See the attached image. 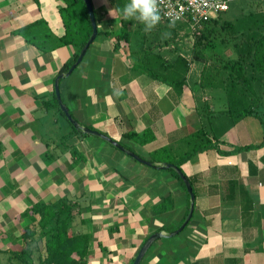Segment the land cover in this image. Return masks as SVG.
I'll return each instance as SVG.
<instances>
[{
    "label": "crops",
    "instance_id": "obj_1",
    "mask_svg": "<svg viewBox=\"0 0 264 264\" xmlns=\"http://www.w3.org/2000/svg\"><path fill=\"white\" fill-rule=\"evenodd\" d=\"M110 1L92 0L98 36L72 74L62 78V98L82 125L107 133L147 160L152 151L171 143L180 152L184 145L179 130L189 134L205 127L199 106L207 103L214 112L217 106L201 86V74L193 81L194 62L177 103L169 84L135 68L148 46L160 54L153 55V62L161 54L170 61L181 55L173 44L175 35L163 29L162 19L148 32L135 19H128L125 27L121 14L129 0H120L119 9ZM60 5L65 2L0 0V177L13 190H25L20 175L42 176L38 189L28 185L29 192L46 193L38 200L67 197L81 204L78 230L94 235L89 264H132L150 235L182 223L189 193L167 169L142 163L90 134L69 137L68 144L76 145L87 159L72 164L71 153L61 144L72 127L56 108L47 110L44 101L56 93L55 79L76 47L43 53L19 33L43 16L55 34H62ZM122 30L129 35L120 39ZM161 33L168 37L161 39ZM224 115L215 114L209 128L220 149L230 153L209 149L183 164L187 175L201 176L196 180L193 219L180 233L155 241L141 264H264V145L232 152L262 142L264 124L248 116L234 123ZM147 128L156 136L147 144L124 135ZM173 135L177 138L171 140ZM169 195L170 210L156 213L155 207ZM31 201L27 208L36 199Z\"/></svg>",
    "mask_w": 264,
    "mask_h": 264
},
{
    "label": "trees",
    "instance_id": "obj_2",
    "mask_svg": "<svg viewBox=\"0 0 264 264\" xmlns=\"http://www.w3.org/2000/svg\"><path fill=\"white\" fill-rule=\"evenodd\" d=\"M62 1L65 2V5L58 7L63 25L62 34H55L49 27L47 19L43 16L38 17L19 30V33L28 42L43 53L52 52L68 45L76 47L74 56L60 68L59 74L68 71L77 61L83 46L87 43L93 31L84 0ZM119 2L120 0L110 1L111 5L117 9L120 7ZM222 14L214 19V26L196 27L194 50L190 59L179 55L176 59L170 61L161 54L158 61L153 62V55L160 54H154V47L148 46L146 57L140 64L135 65V68L147 72L151 78L157 81L169 84L171 86V97L177 103L180 101L184 86L187 83L191 63L201 61L203 63L201 86L204 88L222 86L226 90L227 108L222 113L228 115L234 123L252 115L260 117L264 124V117L261 113L262 101L255 86L256 82H260L264 86V15L238 22L228 19L221 21ZM127 20L122 16V23L125 27L128 24ZM107 34L112 35L113 32ZM125 35L128 36L129 34L123 30L117 34L120 39ZM228 49L231 50V54L226 53ZM44 107L47 110L56 108L68 120L61 109L56 93H54L52 99L44 101ZM198 109L204 124L207 117L210 123V118L216 114L209 108L207 103L201 104ZM71 113L75 117L72 111ZM70 124L72 130L63 136L61 144H64L69 150L73 158L72 164L77 166L85 163L87 159L76 145L68 144L69 137L72 133L81 136L89 134L75 127L71 122ZM87 127L95 129L92 126ZM179 132L182 134L180 138H182L184 145L182 151H176L174 144L171 143L152 151L149 160L153 162L152 166L158 168H160L159 163H173L180 167L191 181L194 193L197 196L196 180L200 179L201 176L187 175L183 170V164L198 153L209 149H216L221 154H229L230 152L220 149L219 141L216 139L213 130L206 126L189 134L183 132V129ZM102 133L109 136L105 132ZM124 135L136 140L139 144H147L156 137L151 128H147L142 132L127 131ZM170 138L174 140L177 137L173 135ZM263 145L264 140L258 144L235 147L232 152L250 150ZM167 170L187 189L184 180L174 169L169 168ZM172 202L173 197L169 195L162 204L155 207L156 213L169 211ZM190 203L188 194V210L182 223L188 216ZM81 213V204L77 200L67 197L56 201L38 200L33 202L21 212V218H29L30 220L24 227L23 232L18 236L11 237L10 246L0 249V264H89L91 257L90 243L94 240V235L90 232L75 229L77 226L76 219L81 216ZM81 222L86 224L87 219H81ZM181 224L174 227L163 226L159 228V231L166 230L171 233L178 229ZM20 240L24 241L25 245H20L18 243ZM100 245L103 250L106 249L104 244L100 243Z\"/></svg>",
    "mask_w": 264,
    "mask_h": 264
},
{
    "label": "rangeland",
    "instance_id": "obj_3",
    "mask_svg": "<svg viewBox=\"0 0 264 264\" xmlns=\"http://www.w3.org/2000/svg\"><path fill=\"white\" fill-rule=\"evenodd\" d=\"M264 15V0H234L231 2L230 9L221 15L222 20L228 19L232 21H244L248 19H254L256 17ZM218 17V16H217ZM216 17V18H217ZM214 26V19L209 21L206 24H203V27ZM171 26V27H170ZM166 29V32L171 29L173 34L175 35V39L173 41L174 46L176 47V51H178L181 55H185L191 58L194 50V40H195V31L196 28H192L188 23L181 21L176 23L164 22L163 29ZM177 31V33H176ZM161 39H165L168 36H164L162 33L159 36ZM151 45V43H149ZM227 54H231V50L228 49ZM194 67L192 70L193 81L196 82L200 74L202 73L203 63L201 61H195ZM198 76V77H197ZM197 77V78H196ZM199 80V79H198ZM257 94L261 97V107H262V116L264 117V86L260 82L255 83ZM207 94L211 97V103L217 106V113L220 114L224 109L227 108V93L224 87H207ZM203 91V90H202ZM205 104V103H203ZM219 110V112H218ZM224 114V113H222ZM62 121L67 123V126H71L69 120H67L62 114H59ZM225 119H229L228 115H224ZM214 117H211L212 121ZM247 118L249 119H257L262 122V119L258 116L249 115ZM264 119V118H263ZM206 127H210L209 118H206ZM56 132L57 129L55 128ZM21 180L24 181V184L27 185V189L25 190H17L12 189V184L5 183L6 180H3L0 177V249H5L11 245L10 239L13 236H18L23 232L24 227L30 222L29 218H21V212L27 208L29 202L31 203V199H36L46 197L45 192L28 191V185L30 187H36L38 189L39 184L38 180L45 179L42 176H27L20 175ZM58 177V175H57ZM10 178V177H9ZM6 179V178H5ZM8 179V178H7ZM13 177L10 179L12 181ZM15 180L18 178L15 177ZM33 181H32V180ZM41 184V182H39ZM78 226H76V230H78ZM157 241V240H156ZM20 245H25L24 241H18Z\"/></svg>",
    "mask_w": 264,
    "mask_h": 264
},
{
    "label": "water",
    "instance_id": "obj_4",
    "mask_svg": "<svg viewBox=\"0 0 264 264\" xmlns=\"http://www.w3.org/2000/svg\"><path fill=\"white\" fill-rule=\"evenodd\" d=\"M87 8H88V13L90 16V20L92 23V34L90 36V38L88 39L87 43L83 46L77 61L69 68L68 71L63 72L61 74H59L56 79H55V91H56V96L59 100L61 109L63 110V112L65 113L66 117L68 118V120L77 128L81 129L83 132H86L90 135H94V136H98L101 137L107 141H109L111 144H113L115 147H117L118 149L124 151L125 153H127L128 155H130L131 157L135 158L136 160L145 163L147 165L152 166L153 162H151L150 160H147L143 157H141L138 153H136L135 151L125 147L124 145H122L119 141H116L115 139L103 134L102 132L96 130V129H91L87 126L82 125L71 113L68 105L64 102L62 95H61V88H60V82L62 78H65L69 75L72 74V72L75 70V68L83 61L85 55L87 54L90 46L93 44V42L96 40L97 36H98V24H97V19H96V14H95V9H94V5L92 3V0H84ZM160 168L162 169H169L172 168L174 169L180 176L181 178L184 180L187 191L190 195V211L188 213V216L186 217L185 221L181 224V226L174 230L173 232L169 233L168 235L163 233V231H157L155 233H153L152 235H150L148 237V239L144 242V244L142 245V247L140 248L139 252L137 253L134 261L132 264H141L142 260L144 259L145 255L147 254V252L149 251V249L151 248V246L153 245V243L162 238V237H166V236H174L178 233H180L181 231H183V229L187 226V224L190 222V220L192 219L193 215H194V211H195V200H196V195L194 193L193 190V186L191 181L189 180V178L184 174V172L181 170L180 167H178L177 165L173 164V163H164L160 165Z\"/></svg>",
    "mask_w": 264,
    "mask_h": 264
},
{
    "label": "built area",
    "instance_id": "obj_5",
    "mask_svg": "<svg viewBox=\"0 0 264 264\" xmlns=\"http://www.w3.org/2000/svg\"><path fill=\"white\" fill-rule=\"evenodd\" d=\"M234 0H163L160 3L161 19L169 23L184 21L192 28L215 19L230 9Z\"/></svg>",
    "mask_w": 264,
    "mask_h": 264
},
{
    "label": "clouds",
    "instance_id": "obj_6",
    "mask_svg": "<svg viewBox=\"0 0 264 264\" xmlns=\"http://www.w3.org/2000/svg\"><path fill=\"white\" fill-rule=\"evenodd\" d=\"M163 0H129L124 5L122 16L124 19H135L145 25L146 32L151 31L161 20L159 5ZM113 15V9H109Z\"/></svg>",
    "mask_w": 264,
    "mask_h": 264
}]
</instances>
